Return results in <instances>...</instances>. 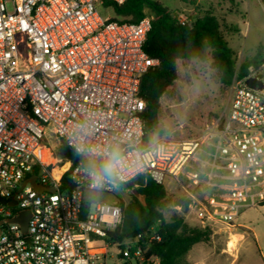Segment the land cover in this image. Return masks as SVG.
I'll use <instances>...</instances> for the list:
<instances>
[{
	"label": "built area",
	"instance_id": "1",
	"mask_svg": "<svg viewBox=\"0 0 264 264\" xmlns=\"http://www.w3.org/2000/svg\"><path fill=\"white\" fill-rule=\"evenodd\" d=\"M108 19L97 0H0V264H160L150 253L160 219L118 240L120 201L84 200L138 176L188 181L195 191L184 190L187 209L202 229L241 226V211L264 203V94L244 82L264 84V59L234 77L226 117L198 137L157 135L146 129L138 95L158 64L144 51L152 16ZM52 142L80 159L56 156ZM114 145L124 160L119 177L93 188L87 163ZM24 211L26 232L13 220Z\"/></svg>",
	"mask_w": 264,
	"mask_h": 264
},
{
	"label": "rangeland",
	"instance_id": "2",
	"mask_svg": "<svg viewBox=\"0 0 264 264\" xmlns=\"http://www.w3.org/2000/svg\"><path fill=\"white\" fill-rule=\"evenodd\" d=\"M155 1L186 20L207 13L215 16L233 50L236 71L252 58L264 59V0ZM97 8L104 18L114 15L111 9L99 5ZM210 74V60L179 63L175 88L160 99L161 135L193 139L205 124L226 117L230 89H222ZM169 181L166 179L163 185L167 194L161 207L164 219L170 221L173 215H180L188 226L200 228L187 205L176 203L185 199L184 190L194 193V188L185 179L180 180V186ZM129 198V191L122 188L112 194L89 192L84 195L90 207L119 201L126 204ZM235 223L241 226L214 227L208 242L195 244L187 253L188 264H264V204L243 209ZM239 236L241 238L234 242ZM228 243H234L233 249H229Z\"/></svg>",
	"mask_w": 264,
	"mask_h": 264
},
{
	"label": "trees",
	"instance_id": "3",
	"mask_svg": "<svg viewBox=\"0 0 264 264\" xmlns=\"http://www.w3.org/2000/svg\"><path fill=\"white\" fill-rule=\"evenodd\" d=\"M97 5L113 11L114 15L108 19L113 22L137 23L146 15L152 16L144 51L150 58L158 60V64L142 76L138 95L145 104L146 129L157 135L163 133L158 121L160 99L175 88L180 62L210 60L212 80L222 89H228L234 77L243 79L257 70L263 61L258 57L252 58L242 63L236 71L233 50L212 14L191 16L182 22L176 13L155 0H125L121 5L109 0H97ZM52 146L55 155L60 158L73 163L80 159L64 144L56 146L52 142ZM122 188L129 191L130 198L126 204L120 202L123 217L114 238L123 240L134 237L160 219L158 231L161 240L150 246V253L159 257L160 264H188L186 255L191 248L209 241V229L190 227L180 215H173L170 221L164 219L161 207L167 194L163 185L138 176L123 184ZM133 188L144 196L145 206L130 193ZM176 203L187 205L188 200L179 199Z\"/></svg>",
	"mask_w": 264,
	"mask_h": 264
},
{
	"label": "clouds",
	"instance_id": "4",
	"mask_svg": "<svg viewBox=\"0 0 264 264\" xmlns=\"http://www.w3.org/2000/svg\"><path fill=\"white\" fill-rule=\"evenodd\" d=\"M123 163L122 152L118 145L106 149L100 154L99 159L89 160L86 170L92 179V187L100 188L105 182L118 179Z\"/></svg>",
	"mask_w": 264,
	"mask_h": 264
},
{
	"label": "water",
	"instance_id": "5",
	"mask_svg": "<svg viewBox=\"0 0 264 264\" xmlns=\"http://www.w3.org/2000/svg\"><path fill=\"white\" fill-rule=\"evenodd\" d=\"M245 85L254 90H260L264 94V84L257 78L254 77H248L245 79ZM31 184L38 190L41 191L43 188L40 187L39 185L35 184V177L33 176L31 179ZM49 191H53L52 187L46 188ZM130 193L139 201V203L142 206H145V199L144 196L141 195L135 188L131 189ZM30 215L29 211H24L19 218H13L14 221H16L23 232H26L27 229V219Z\"/></svg>",
	"mask_w": 264,
	"mask_h": 264
},
{
	"label": "bare ground",
	"instance_id": "6",
	"mask_svg": "<svg viewBox=\"0 0 264 264\" xmlns=\"http://www.w3.org/2000/svg\"><path fill=\"white\" fill-rule=\"evenodd\" d=\"M240 238H241L240 236H239V237H236L234 242H237ZM229 241H230V240H229ZM228 247H229V249H233V247H234V243H228ZM231 252H232V251H231Z\"/></svg>",
	"mask_w": 264,
	"mask_h": 264
}]
</instances>
